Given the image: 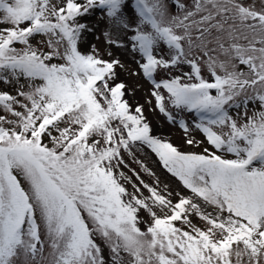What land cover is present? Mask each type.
I'll return each mask as SVG.
<instances>
[{"label": "snow or ice", "instance_id": "snow-or-ice-1", "mask_svg": "<svg viewBox=\"0 0 264 264\" xmlns=\"http://www.w3.org/2000/svg\"><path fill=\"white\" fill-rule=\"evenodd\" d=\"M97 8L214 151L153 136L120 61L80 50ZM0 82L19 85L0 91V264H264V0H0ZM137 144L192 195L120 171Z\"/></svg>", "mask_w": 264, "mask_h": 264}, {"label": "rangeland", "instance_id": "rangeland-1", "mask_svg": "<svg viewBox=\"0 0 264 264\" xmlns=\"http://www.w3.org/2000/svg\"><path fill=\"white\" fill-rule=\"evenodd\" d=\"M187 3L191 4V0H186ZM175 11V9H173ZM82 22H87L89 31H86L82 34V38L79 44V48L83 53H91L93 47H95L96 52L99 56L105 60L118 59L120 64L115 68L116 79L113 83L123 82L126 85L124 99L128 101L131 105L132 110L134 111L136 106L142 105L144 116L151 128V134L153 136L159 137L161 139L171 142L174 146H177L181 151L184 152H202L204 148H209L213 150L210 145H208L203 134L195 128V123L199 121V117L196 114L189 113L187 111H180L172 108L171 105H166L168 111H170L175 118V122H170L167 117L155 107V98L151 96V91L153 90V85L144 77L142 70L139 68L137 61L140 59L139 54L131 50L128 37L124 35L123 32L117 30L112 22L107 18L106 13L97 8L91 14L86 17L81 18ZM108 32L111 34L112 39L119 38V42L123 44V47H118L115 44L108 42V37L105 36V33ZM131 33H128L130 36ZM41 37H36L33 40L35 44L37 40H40ZM19 47V45H17ZM164 46L161 45V48ZM111 53V55H109ZM183 71H189L187 65L182 66ZM171 75H179L180 72L177 69H171L169 71L160 70L156 74V79L160 80L162 78H167ZM202 74L207 79H211L207 69H202ZM21 85H26V81L21 79ZM19 85H6L0 82V91H8L15 95L16 88ZM25 90H27L25 88ZM252 105H249L251 108ZM231 114L235 115V110L230 109ZM184 119L189 126V131L187 133L179 126V121ZM194 137L197 142H201L194 145H188L185 143V140L188 138ZM132 152L134 155H129L126 152H123L125 163L127 167L123 165L120 168V171H123L127 176L131 177L133 182L139 183L136 180V176L133 174L138 173L141 179L149 184H153L156 178H159L160 187L163 188L164 185L168 186V190L173 193L179 191L186 196H191L192 194L184 189L180 182L173 177L170 173L163 168L159 162L158 157L144 145H135L132 147ZM140 161L145 167L150 169L155 176L148 175L142 167ZM129 191L132 190L131 184H126ZM145 195H147L146 190H144ZM173 200L177 198L173 195ZM211 211V209H209ZM140 215L147 219V213L141 210ZM193 222L200 224L201 222L193 217ZM140 227L143 229L145 225L141 224ZM97 242L101 243L99 238ZM104 255L107 258V249L104 251Z\"/></svg>", "mask_w": 264, "mask_h": 264}]
</instances>
